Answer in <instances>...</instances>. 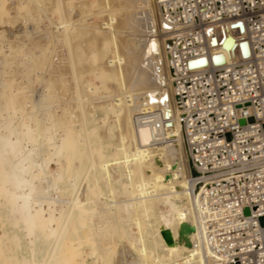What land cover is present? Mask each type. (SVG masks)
<instances>
[{
    "label": "bare ground",
    "instance_id": "1",
    "mask_svg": "<svg viewBox=\"0 0 264 264\" xmlns=\"http://www.w3.org/2000/svg\"><path fill=\"white\" fill-rule=\"evenodd\" d=\"M155 11L0 0V264H209L186 149L141 119L178 114Z\"/></svg>",
    "mask_w": 264,
    "mask_h": 264
},
{
    "label": "built area",
    "instance_id": "2",
    "mask_svg": "<svg viewBox=\"0 0 264 264\" xmlns=\"http://www.w3.org/2000/svg\"><path fill=\"white\" fill-rule=\"evenodd\" d=\"M155 4L178 114L141 119L156 146L186 149L191 186L202 189L196 210L209 264H264V0ZM231 41L230 61L212 54ZM174 125L180 136L170 134Z\"/></svg>",
    "mask_w": 264,
    "mask_h": 264
},
{
    "label": "rangeland",
    "instance_id": "3",
    "mask_svg": "<svg viewBox=\"0 0 264 264\" xmlns=\"http://www.w3.org/2000/svg\"><path fill=\"white\" fill-rule=\"evenodd\" d=\"M15 15V13H13V16ZM90 21H94L95 23H98V21L97 20H95V19H92V20H90ZM157 22V23H156ZM154 24H155V30H157L156 32L159 34L160 32H161V27H160V24H159V22H158V14H157V12L155 11V17H154ZM158 27V28H157ZM160 31V32H159ZM7 52V53H6ZM4 53L5 54H8V51H7V49H5L4 50ZM66 53V52H65ZM2 68H0V69H2V73H6V77L5 78H7L8 80L10 79L9 77H11V76H13V75H11L10 74V72H9V69H7V68H9V65L8 64H4V65H2L1 66ZM4 68V69H3ZM9 72V74H7ZM0 74H1V71H0ZM8 75H9V77H8ZM21 76V74L19 73V74H17V76H16V78H18L17 79V83L18 84H21L22 82H23V79L21 80V78H20V76ZM20 78V79H19ZM7 80V81H8ZM87 80H89V77H87ZM38 86V87H37ZM35 88V89H34ZM34 92L32 93V95H33V97L36 99V97L38 96V94H41V92H42V89H41V87H39V85L38 84H36V85H34ZM36 88H37V90H36ZM41 89V90H40ZM41 91V92H40ZM36 93V94H35ZM36 95V96H35ZM65 100V102H68L69 100L68 99H64ZM68 100V101H67ZM98 118H100L101 117V114L100 113H97V115H96ZM188 193L190 194V189H189V186H188ZM191 195V194H190Z\"/></svg>",
    "mask_w": 264,
    "mask_h": 264
},
{
    "label": "water",
    "instance_id": "4",
    "mask_svg": "<svg viewBox=\"0 0 264 264\" xmlns=\"http://www.w3.org/2000/svg\"><path fill=\"white\" fill-rule=\"evenodd\" d=\"M228 47H230V48L233 47V42L232 41H231V43L229 44ZM240 124L244 125L245 122L241 121ZM192 176H194V177L197 176V173L195 171H192ZM245 214L248 215L249 211L246 210ZM260 223H261V226L264 227V219L263 218L260 220ZM183 231L186 232V233H191L193 231V229L190 228V227L185 226V227H183Z\"/></svg>",
    "mask_w": 264,
    "mask_h": 264
}]
</instances>
